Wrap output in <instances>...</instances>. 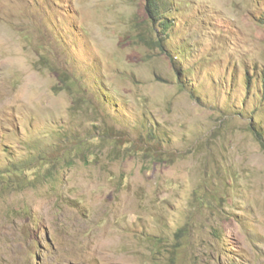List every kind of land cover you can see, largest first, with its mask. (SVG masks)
<instances>
[{
    "label": "rangeland",
    "instance_id": "374dc122",
    "mask_svg": "<svg viewBox=\"0 0 264 264\" xmlns=\"http://www.w3.org/2000/svg\"><path fill=\"white\" fill-rule=\"evenodd\" d=\"M163 1L158 35L146 0H0V171L121 147L0 187V264H264V0Z\"/></svg>",
    "mask_w": 264,
    "mask_h": 264
},
{
    "label": "trees",
    "instance_id": "16d2710c",
    "mask_svg": "<svg viewBox=\"0 0 264 264\" xmlns=\"http://www.w3.org/2000/svg\"><path fill=\"white\" fill-rule=\"evenodd\" d=\"M168 6L169 2L167 1L146 0V14L148 20L155 32V29L158 27V35L168 33L171 27L169 22H162V20L165 18L164 13L168 11L166 9ZM153 42L157 48L165 51L163 38H158ZM51 67L53 68V66ZM262 73L264 84V71ZM63 84L66 86L64 89L70 92L71 98L74 101L71 111L75 113L80 109L75 106L77 101L75 95L76 93L80 92V80L78 78L74 80L68 78L63 80ZM97 131L98 134H91L86 138L76 139L74 142L67 144L65 149L61 152V157L58 158L54 163H48L46 160H39L33 169L27 168L28 166H14L0 171V187L4 190H16L22 187L33 185L36 181L41 179L55 180L58 176L60 170H58V168L60 166L70 168L76 163H83L87 166H97L101 164L104 165L106 161L114 162L116 160V148H121L119 143L108 134L107 130H105L102 134L99 130ZM257 137L264 152V138L260 133L257 134ZM159 141V138L154 133H151L148 142L150 144H159ZM124 149V153L129 156H134L136 154L142 155L144 158H151L153 163H156L158 160L165 162L168 160L166 157H157L156 151H154V149H137L136 152H132V150H134L132 149V146L125 147ZM207 205L209 206V204ZM187 231L188 228L185 226L176 234L177 239H180L184 242V244L180 246L181 253L183 252L184 256H187V251L190 246V235ZM176 255L177 253L174 256Z\"/></svg>",
    "mask_w": 264,
    "mask_h": 264
}]
</instances>
